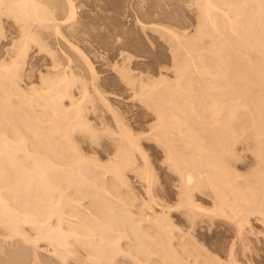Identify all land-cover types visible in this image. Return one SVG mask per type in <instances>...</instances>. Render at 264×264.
Instances as JSON below:
<instances>
[{
    "label": "bare ground",
    "instance_id": "obj_1",
    "mask_svg": "<svg viewBox=\"0 0 264 264\" xmlns=\"http://www.w3.org/2000/svg\"><path fill=\"white\" fill-rule=\"evenodd\" d=\"M193 1V34L150 25L171 39L174 81L134 75L128 65L121 73L156 118L145 126L177 180L178 203L171 205L156 193L141 132L113 106L87 54L73 44L77 30L65 26L74 1L0 0V38L4 19L18 36L9 32L12 39L0 45V264H21L29 251L39 258V241L58 264H255L248 235L251 213L264 227V0ZM51 30L63 53L49 50ZM34 45L50 56L38 83V68L26 64ZM140 115L137 125L148 121ZM237 142L257 159L250 179L232 166ZM130 172L146 195L129 188L131 200H142L135 209L123 193ZM214 216L233 231L223 258L219 247L212 253L195 240L194 230Z\"/></svg>",
    "mask_w": 264,
    "mask_h": 264
},
{
    "label": "rangeland",
    "instance_id": "obj_2",
    "mask_svg": "<svg viewBox=\"0 0 264 264\" xmlns=\"http://www.w3.org/2000/svg\"><path fill=\"white\" fill-rule=\"evenodd\" d=\"M73 1L75 5L74 16L70 20H67L68 26L70 24L73 25L72 29L70 28V26L69 27L67 25L66 26L64 25V26L67 27V30L68 28H70L71 31H73V28H75L77 30V33L74 32L72 35L75 34L74 36L76 37L77 35V37L74 40V43L72 42L73 39L75 38L74 36H73L74 38L72 39L71 38L72 35H71L69 39L70 40L72 39L71 42L74 45L78 46V48L81 49V51H84L83 53L87 54L86 56L93 64L94 69L96 68L95 71L98 76L99 84L106 91L105 92L102 89L108 96L109 100L113 102L112 103L114 104L113 106L117 108V111L121 114V116H123L125 121L129 122L132 127L134 126L137 127V129L136 127L135 129L137 130L138 134H140L141 132L142 134L141 145L145 153H147V157L152 164V170L155 176V185L156 187H158V190H157L158 192L156 193L158 194L159 199L164 200L165 202H167L168 204L170 203L171 205L177 204L178 199L175 193L176 192L175 184H177L176 177L173 174H171V172H169L168 168L166 167L165 162H162L164 158H163V151L161 150V146H159L155 142L154 139L152 138L148 139V136H147L150 133V131H148L149 130L148 126H145V125L146 124L149 125V123H151L152 121L155 122L156 118L152 116L154 115V113L151 110L149 111V109L146 110L145 106L144 107L141 106L143 105L141 104L142 102L139 101L135 95H133L132 90L130 89V85H128V83L123 79L121 73L126 69V67L127 68L130 67L131 69L130 72L133 74L135 73L134 75H139L141 73V75L145 74L144 76L152 75L150 77H154V79H157V78H160L159 76L161 74V76H164V77L166 76L167 79H171L174 81V76L176 77V75H174L175 69H174V65L172 64H174L173 60L175 59H174V54L171 53V51L173 52V50H171L172 49V44L170 43L171 39L168 37V35L166 34L163 35L162 34L163 32H159L158 30L153 29L150 25H153V24L154 25L159 24L163 26L167 25L169 27H172V29L174 28L175 30L177 29L181 32L188 31L189 34H191L192 32H194V30H196L195 28L198 24L197 23L198 22L197 21L198 20L197 19V11H198L197 9L198 8H196L197 6L194 4L193 0L192 2L191 0H188V1L186 0H73ZM3 21L4 22H3V26L1 30L4 31L5 35H2V38H0V45H1V41L4 42L7 39V36L9 39L11 34H13V36L16 35L13 33L14 31L16 32L15 26L11 25L15 28L13 29L14 30L13 31L12 29H10L11 28L10 21L7 19L6 20L4 19ZM140 23H145L146 26L142 28ZM65 29L64 30L61 29V30L67 31ZM53 31L54 30H51L49 32L47 31L48 33L45 32L47 33L46 36L50 35L48 38L46 37L48 40L45 39L50 44V46L48 45V48L51 51L57 50L56 52L63 53L62 51L64 49L62 48L63 46H60L62 48L61 50L62 52L59 50L61 48L59 46H56L58 45V43H62L61 38L59 39L60 41L59 42L58 41L59 37L56 33V35L54 36H56V39L58 42L55 41L56 39L53 38V36H51L55 33ZM71 31L70 32L68 31L67 33L71 34L72 33ZM9 32H10V35H8ZM50 32L51 33L53 32V34H51ZM63 34L66 37L68 36V34L66 35L65 32H63ZM4 36L5 38H3ZM13 36L11 35L12 38L18 37V36H14V37ZM166 36L169 38L170 42L168 41ZM51 37L53 39H51ZM54 41L56 42V44ZM7 45L8 44H6V46ZM3 48L5 47L3 46ZM120 52L123 55H126V56L128 55V57H125L126 60L125 58L124 60H122L123 59L122 57L124 56L121 55ZM172 54H173V57H172ZM48 57L50 56L48 55L47 51L41 50L39 48L37 49L35 45L29 48L26 59H29L30 61L28 60L26 64L27 65L32 64L33 67L35 66L34 69L38 68V70L37 69L34 70L33 80L34 78L35 80L36 79L38 80V76L35 77V75L39 71L43 72V70H46V67H50V66H47V65H50V63H48L49 62L48 60L50 58ZM45 62L47 65H45ZM126 65H128L129 67ZM31 66L30 67L26 66L27 70L28 68L33 69V67ZM39 66L42 68H40ZM33 80L32 82L38 83V81L35 82V80L34 81ZM151 112H152V115H151ZM138 114L139 115L141 114L140 117L145 116L144 121L148 120L147 121L148 123L147 122L145 123L143 121L144 123L141 124L144 127H146V129H144V127H142L141 129V127L139 128V126L141 125H137L136 121L137 119H139L137 118V116L139 117ZM245 145L243 144V142H241V143H238L237 146H235L236 154L238 153L240 156L237 157L238 160L236 161L234 160L235 162L233 161L234 163L232 164L233 168L235 169L234 171L235 172L237 171L239 175L240 174L243 175V176L240 175L241 178L242 177L244 178V176L251 177L252 175L254 177L253 171L256 172V170L258 169L257 168L258 164L256 161L257 159H255V156L252 154L253 150L251 149L250 151L248 148L246 149L244 147ZM250 146L252 145H249V148H251ZM105 157L106 156L99 157V159L102 158L100 159L101 161L100 160L99 161L101 163H104L105 161H107ZM139 157H138V161H140ZM251 172H252V175H250ZM132 173L133 172L127 173L128 175L127 177L129 178V180L127 179L129 181L128 182L129 186L127 187L128 190L123 192L125 193V195L124 194L123 195L126 197L128 196L129 200H131L130 199L131 194L128 191L134 190L133 192H135L134 194L138 198V194L140 195L141 192H143L141 190L144 187L142 186L143 184L141 185V181L139 180V178ZM129 188H132V189L129 190ZM143 194L145 193H142L140 195V197H143V198L139 197L142 200L144 199V197H146V195H143ZM133 199L134 200H131V201H133L135 205H133L132 209H135L139 205L138 203L142 200L139 199L140 201L138 202V199H137V202H136V199L134 197ZM208 199L204 197L203 200L202 198L200 200L205 202L206 206H211L212 204L211 200L209 199L210 200L209 201L210 203H209ZM175 212H178V210H176ZM175 214L177 215V213ZM251 214H250L251 215L250 216V227H251L250 231L251 232L250 231L248 232H250L249 235H251L252 237L247 234L249 238L248 242L250 243V244L248 243V245L252 249L250 253L251 255H252V252L254 253V251H256L257 253V254L256 253L253 254L254 255L253 260H255V262L253 261V263L264 264V227L262 225L263 222H261V220L258 219L256 215H254L255 213H251ZM176 215H172L173 216L172 218H174L175 222L177 223L180 221L179 219L181 218L178 217L180 216L179 214L177 216ZM217 218L218 216L213 217V219L211 220V222L213 223L209 221H208L209 223L203 222L202 223L203 226L201 225L202 227L198 228L197 229L198 231L195 229L194 232L196 233L194 234L196 237L195 240L197 239V242L199 241V242H202L204 246L206 245L205 247L211 250L212 253L213 251L216 252L220 250L218 251V253L216 252L215 254L217 255L219 254V256L221 257L222 256L221 254H223V252L227 249L226 246L229 245V242L232 239L231 234H233V231H231L232 233H230V230H229L230 226L226 225L227 222L226 223L224 222L226 221L225 219L221 220L222 217H220V219L217 220ZM214 222L217 224H215ZM208 227L209 229H207ZM224 228H227L228 230L225 229L223 231ZM252 232L254 233L251 234ZM31 234H29V236ZM250 241H252V243ZM212 242L213 244L212 246H210ZM39 243H40L39 249H42V248L44 249V251L42 249L43 252L38 249L39 251L42 252V253L41 252L39 253L41 254L39 255L40 259L37 257L38 253L36 257L39 260H37L36 257L32 256L31 253L33 252L29 251L28 254L25 255L26 258L24 259L22 258L24 261L21 262V264L23 263L38 264V262L39 264L40 263L43 264L44 261H45V264H49V263L58 264V261L56 262L54 258L51 259V253L47 252L49 251L47 248L48 247L47 244H44L45 242L43 243V241H39ZM215 243L217 245H215ZM221 244H224V245H221ZM215 247H219V248H215ZM214 248L216 249V251L213 250ZM221 248H224L225 250L224 249L221 250ZM29 255H31L32 257L30 258ZM41 257H44V258H41ZM48 257H50V259ZM1 260H3V258H1ZM35 260H37L36 261L37 263H35ZM9 261L10 259L5 262L9 264ZM13 261L16 262L15 264H17L18 260L16 261L13 260ZM243 261L244 263H246L245 260H242V262ZM1 262L3 263L4 261H1ZM73 264H76V262Z\"/></svg>",
    "mask_w": 264,
    "mask_h": 264
}]
</instances>
